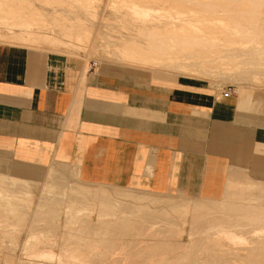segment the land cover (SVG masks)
<instances>
[{"label":"bare ground","instance_id":"1","mask_svg":"<svg viewBox=\"0 0 264 264\" xmlns=\"http://www.w3.org/2000/svg\"><path fill=\"white\" fill-rule=\"evenodd\" d=\"M65 1L0 0V40L264 85V0ZM95 1L110 21L96 12L93 31ZM12 171L0 159V264H264V209L250 202L85 183L57 163Z\"/></svg>","mask_w":264,"mask_h":264},{"label":"crops","instance_id":"2","mask_svg":"<svg viewBox=\"0 0 264 264\" xmlns=\"http://www.w3.org/2000/svg\"><path fill=\"white\" fill-rule=\"evenodd\" d=\"M29 48L0 41V159L13 173L57 163L85 183L264 209L263 88L224 97L228 85L88 72L82 57Z\"/></svg>","mask_w":264,"mask_h":264},{"label":"rangeland","instance_id":"3","mask_svg":"<svg viewBox=\"0 0 264 264\" xmlns=\"http://www.w3.org/2000/svg\"><path fill=\"white\" fill-rule=\"evenodd\" d=\"M104 1H105V3H103ZM61 3H63V4H72V3H76V2L74 0H67V1L61 2ZM95 4H97L96 1L94 2L93 5L91 4V8H92V6L95 7L96 6ZM105 4H106V0H102V2L99 4V7L103 9V7H104L103 5H105ZM94 11L95 12H94V15L93 16L94 17L96 16L95 19H94L95 21L92 20L93 19V16H92V17H90V19L92 18L91 19L92 22H89L90 23L89 25L91 27H93V29L91 28L93 31L96 29V22L97 21H102V19L100 20V18L99 19L97 18L98 14H99V16L101 14V18L104 17L103 20L105 19L106 21H110L109 17L106 18V16H110V15H108V14H110L108 11L105 12V11L102 10V12H101V9H100L99 12H97L96 7H95V10ZM91 23L94 24V26H92ZM0 28H1V26H0ZM3 28L4 27H2V29ZM0 41L1 42H6V43H9V44H13V45H19V44L12 43V42H9V41H6V40H0ZM20 46H27V48L30 47L29 49L36 48L34 46H31V45L30 46H28V45H20ZM36 49H42V48H36ZM42 50H45V49H42ZM47 51H52V50H47ZM84 56H85L84 54H81L78 57H82L84 59ZM85 59H86L87 62H90V61L97 62L98 63V67H100V69L101 68L102 69H105L106 68V70H109V71H121V72H125V73H128V74L129 73H132V74H134V73L136 74L137 73V74H144L146 76L147 75L157 76V78H159L161 82H165V81L169 80L171 77H175V75L169 74V73L167 74V73H163V72H154V71H149V70H146V69L137 68V67H133V66H128V65H125L124 66L123 64H118V63L113 64L111 62H107V61H104V60L99 59V57L95 53H92L91 55H89V57L86 56ZM207 81L210 82V83H212V84H214V85H216V86H220V87L221 86H226V85H228V86L229 85H234L235 88H236V90H240L241 88H243L246 85L249 86V87L263 88L264 89V85L263 84H261V85L260 84H255V85L244 84V85L241 86V85L235 84L233 82H228V81H226L224 83L223 82H219L218 83V82H214V81H210V80H207Z\"/></svg>","mask_w":264,"mask_h":264},{"label":"built area","instance_id":"4","mask_svg":"<svg viewBox=\"0 0 264 264\" xmlns=\"http://www.w3.org/2000/svg\"><path fill=\"white\" fill-rule=\"evenodd\" d=\"M98 68V63L95 61H90L87 66V71L88 72H93ZM236 92V88L234 85H229L227 88L222 92V95L224 97L229 96L231 93Z\"/></svg>","mask_w":264,"mask_h":264}]
</instances>
